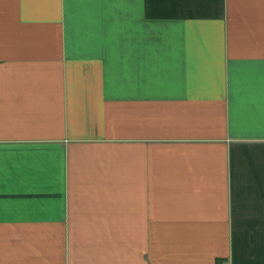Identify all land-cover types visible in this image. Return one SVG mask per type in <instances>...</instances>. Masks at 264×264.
Listing matches in <instances>:
<instances>
[{"label":"crops","instance_id":"crops-1","mask_svg":"<svg viewBox=\"0 0 264 264\" xmlns=\"http://www.w3.org/2000/svg\"><path fill=\"white\" fill-rule=\"evenodd\" d=\"M0 264H264V0H0Z\"/></svg>","mask_w":264,"mask_h":264}]
</instances>
